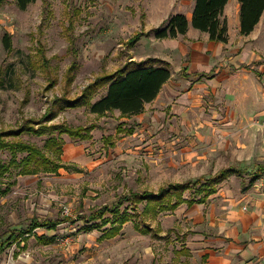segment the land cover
Wrapping results in <instances>:
<instances>
[{
  "label": "rangeland",
  "instance_id": "374dc122",
  "mask_svg": "<svg viewBox=\"0 0 264 264\" xmlns=\"http://www.w3.org/2000/svg\"><path fill=\"white\" fill-rule=\"evenodd\" d=\"M171 2L35 0L21 9L16 0H6L0 5V133L31 124L39 127L37 121L51 110L57 115L47 124L94 126L86 140L60 135L64 167L56 172L40 167L38 173L22 174L20 161L28 152L0 149V264H208L201 250L211 249L208 256L215 251L218 258L230 255L221 248L231 237L211 224H227L223 232L229 224H239L248 211L244 196L253 188L264 193V176L254 182L260 180L259 187L245 190L250 177L230 175L205 206L182 205L139 226L141 218L133 215L111 238L104 236L110 223L90 228L92 223L84 218L132 191H157L161 185L209 176L231 165L249 171L264 166L259 126L264 84L257 103L239 97L237 81L226 86L221 81L215 91L200 84L188 93L169 95L166 87L144 112L128 118L115 110L98 115L87 105L60 109V98H76L99 76L140 60L135 52L154 53L151 38L134 46L128 42L137 32H146L143 18L149 16L148 25L157 26ZM179 66L177 58L174 70ZM105 93L103 87L94 99ZM122 121L135 132H118ZM50 135L47 130L42 135L25 130L4 141L23 140L57 159L56 147L45 146ZM106 136L112 137L111 143ZM33 218L66 221L5 243L11 232L27 228ZM144 226H149L148 233ZM41 236L53 241L47 243Z\"/></svg>",
  "mask_w": 264,
  "mask_h": 264
},
{
  "label": "trees",
  "instance_id": "16d2710c",
  "mask_svg": "<svg viewBox=\"0 0 264 264\" xmlns=\"http://www.w3.org/2000/svg\"><path fill=\"white\" fill-rule=\"evenodd\" d=\"M6 0H0L2 5ZM35 0H16L17 5L21 9H26L27 6ZM228 0H195L191 24L193 27L209 33L211 40L227 43L229 40L228 22L224 16V8ZM240 29L241 33L248 35L259 22L264 11V0H240ZM190 21L183 13H176L170 16L167 22L153 32L156 38H174L179 35H185L189 28ZM144 30L137 32L129 40V45L134 46L142 35L146 34ZM8 36L4 40L8 46ZM8 44V45H7ZM171 78V70L168 62L157 59L147 58L142 61L131 60L122 68L113 73L103 74L91 81L81 94L76 98H60V109L75 108L79 106H90L93 113L104 115L105 113L118 109L121 116H132L143 112L145 105L153 101L159 94L162 86ZM106 87V93L98 99H94L101 88ZM57 110L47 111L43 118L37 121L39 127L32 124L29 128L21 127L17 130H7L0 133V149L9 146L12 150L27 151L25 158H22L21 173L35 174L40 171V167L46 172H56L64 167L61 162V154L63 152V144L60 143L59 137L61 134H67L71 138L86 140L92 137L90 130L93 125L86 126H71L63 122L47 124V121L52 120L56 115ZM30 123L32 119H28ZM32 123V122H31ZM124 122L117 127L118 132L125 131L132 134L135 131L133 126L123 127ZM28 131L37 135H42L46 130L50 132V138L46 140V147H56L58 158L54 159L46 155L39 147L34 144L27 143L23 140L18 142H5L4 137L21 135ZM105 141L112 142L111 136H106ZM34 164V166H32ZM4 170H8L9 166L2 165ZM246 175L250 177L248 189L257 179L264 176V166H259L254 171H249L237 166H228L220 169L216 173L206 176L201 175L195 179H188L182 182L169 183L161 185L157 191L145 190L132 191L130 196L120 198L116 203L104 205L96 208L91 215L84 216L85 222L92 223L90 228L100 227L99 222L110 223L109 227L105 228L104 236L111 238L117 235L123 225L129 221L130 217L136 215L141 218L138 226L146 224L148 218H155L159 213L166 210H175L182 204L191 206L195 203L205 202L208 197L217 191V185L221 184L230 175ZM191 195H186L187 191H191ZM129 201L130 203H128ZM126 202V207L123 206ZM141 204V208L138 206ZM131 213V214H130ZM110 215L112 217H110ZM64 218L39 220L33 218L27 228L20 229L18 233L11 232L5 239L6 244L16 242L21 236L25 238L34 232L36 228L47 227L55 229ZM107 225V224H102ZM143 229V228H142ZM144 232L150 231L149 226H144ZM54 237V236H53ZM46 239L47 243L53 241V238L40 237ZM4 242H0V251L4 249Z\"/></svg>",
  "mask_w": 264,
  "mask_h": 264
},
{
  "label": "crops",
  "instance_id": "0c3cea01",
  "mask_svg": "<svg viewBox=\"0 0 264 264\" xmlns=\"http://www.w3.org/2000/svg\"><path fill=\"white\" fill-rule=\"evenodd\" d=\"M194 5L195 0H189L188 4L183 3L182 0H172L171 5L167 8L164 7L165 15H162L160 22L153 28L148 25L149 16L147 20L143 18V24L148 28L146 29L147 34L140 39L151 38L150 41L155 43L156 49L152 54L138 55L135 52L136 57H141L138 61L147 58L161 59L168 62L171 70V78L162 86L158 96L145 105L144 110L156 101L166 87H169V92L166 90L169 95L188 93L189 88L192 90L200 84L207 88L212 86L211 89L215 91L221 81L225 86L237 81L236 87L240 98L253 99L255 103L259 102L260 100L256 98L262 95L261 87L264 84V11L253 31L245 35L241 33L240 29V0H228L224 8V16L228 22L229 40L227 43H223L211 40L208 32L193 27L191 19ZM176 13L185 14L190 21L187 33L174 38H156L153 31L164 25L170 16ZM177 58L180 61V66L175 71L173 67ZM262 105L264 104L261 103ZM115 111H118L121 116L118 109ZM259 122L264 135L262 124L264 114L261 115ZM123 127L131 126L124 124ZM259 183H253L245 190H249L253 185L259 187ZM248 192L244 199L247 198L250 205L249 202H244L248 204L246 205L248 211L240 216L239 224H229V230L225 232L222 229H225L227 224H211L220 229V233L224 237H231V240L224 244L225 247L221 248L230 255L218 258L215 251H212L213 253L208 256L211 249L201 250V257L202 259L207 257L208 264H215L218 261V264H264V193L259 191V188L250 189ZM213 194L205 202L195 203L191 206L185 203L182 205L200 208L206 205ZM197 219L200 221V217ZM216 239L224 240L222 237Z\"/></svg>",
  "mask_w": 264,
  "mask_h": 264
},
{
  "label": "built area",
  "instance_id": "2783aa9c",
  "mask_svg": "<svg viewBox=\"0 0 264 264\" xmlns=\"http://www.w3.org/2000/svg\"><path fill=\"white\" fill-rule=\"evenodd\" d=\"M262 124H263V127H264V122Z\"/></svg>",
  "mask_w": 264,
  "mask_h": 264
}]
</instances>
